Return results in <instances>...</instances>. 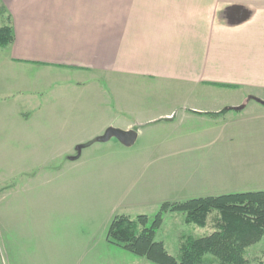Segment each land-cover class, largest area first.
Wrapping results in <instances>:
<instances>
[{"label": "rangeland", "instance_id": "1", "mask_svg": "<svg viewBox=\"0 0 264 264\" xmlns=\"http://www.w3.org/2000/svg\"><path fill=\"white\" fill-rule=\"evenodd\" d=\"M85 81L88 82L84 85H58L57 98L64 107L57 112L59 121L73 124L63 134L66 146L88 139L84 126L97 118L85 108L115 105L109 99L113 96L109 86L91 79ZM159 83L127 81L123 86L126 118L138 125L146 113L158 108L160 115L163 108L171 107L178 114L177 111L198 106L217 108L213 103L232 98L225 94L222 97V93L209 94V100L191 97L186 94L189 86L182 90L181 86ZM46 91L51 98L52 90ZM253 93L264 94V90ZM251 99L264 104V95ZM4 106H0L1 116L5 115ZM248 106L241 105L242 111L237 113L230 111L234 108L227 109L215 123L196 112H190L198 117L194 120L178 124L176 119L172 130L168 124L156 122L145 128V137L132 148L117 145L113 139L100 149L84 150L83 162L87 164L78 169L74 164L82 158L77 162L52 159L51 154L59 145L30 147L25 153L15 149L14 140L0 133V264H133L141 259L107 239L110 218L121 205L148 200L150 191L166 193L169 187L172 190L167 195L171 196L165 201L172 203L190 197L264 191V107L250 106L254 109L248 110ZM142 109L146 112L138 113ZM4 120L0 117V131L7 135L8 124ZM34 139L28 141L36 144ZM84 146L88 144L77 151L82 152ZM151 154L153 159L148 161ZM113 156L118 161L109 166ZM158 212L159 208L143 209L135 212L138 214L133 218L146 215L153 219ZM184 217L180 213L164 215L155 236V241L163 243L175 259L180 257L182 237L199 239L211 233L210 223L200 228L186 224ZM246 259L248 264H264V237L247 250ZM200 264L221 263L208 255Z\"/></svg>", "mask_w": 264, "mask_h": 264}, {"label": "crops", "instance_id": "2", "mask_svg": "<svg viewBox=\"0 0 264 264\" xmlns=\"http://www.w3.org/2000/svg\"><path fill=\"white\" fill-rule=\"evenodd\" d=\"M7 23L14 41L0 49V106L5 105V115L0 117L8 124L7 135L0 133L25 153L30 147L59 145L52 159L77 162L82 158L74 164L78 169L87 164L84 150L100 149L113 140L94 142L109 129L136 131L138 141L151 125L164 122L172 130L176 119L179 124L198 118L190 112L204 114L202 119L215 123L227 109L237 113L242 111L241 105L250 103L251 107H264L251 99L264 95L253 93L264 90V0H0V27ZM87 79L109 86L114 96L109 99L115 105L85 108L97 118L84 126L88 139L66 146L63 134L73 124L59 121L57 112L64 107L57 98L58 85L73 81L84 85ZM130 79L189 86L186 94L206 100L214 93L232 98L213 103L217 108L192 107L177 111L179 115L172 107L163 108L160 115L158 108L136 125L125 116L123 86ZM47 88L52 90L51 98ZM250 106L248 110L254 109ZM31 137L36 144L28 141ZM86 144L82 152L77 151ZM111 158L109 166L118 161L116 156ZM171 190L169 187L167 192ZM167 192L150 191L148 200L121 205L107 228L118 215L133 218L135 212L172 203L165 201L171 196ZM217 196L221 195L206 197ZM138 259L133 264H156L145 257Z\"/></svg>", "mask_w": 264, "mask_h": 264}, {"label": "trees", "instance_id": "3", "mask_svg": "<svg viewBox=\"0 0 264 264\" xmlns=\"http://www.w3.org/2000/svg\"><path fill=\"white\" fill-rule=\"evenodd\" d=\"M8 22L9 19H8ZM14 41L12 27H0V49ZM167 213H180L188 225L206 228L211 233L203 238H183L180 257L175 259L164 244L155 241L156 232ZM264 237V191L204 197L185 202L163 204L151 219L146 215L132 218L116 216L108 230L111 244L156 264H200L210 255L221 264H248L247 250Z\"/></svg>", "mask_w": 264, "mask_h": 264}, {"label": "water", "instance_id": "4", "mask_svg": "<svg viewBox=\"0 0 264 264\" xmlns=\"http://www.w3.org/2000/svg\"><path fill=\"white\" fill-rule=\"evenodd\" d=\"M137 137L138 135L135 131L121 132L109 129L103 137L97 138L94 142H109L112 139H117L123 146L131 148L135 145Z\"/></svg>", "mask_w": 264, "mask_h": 264}]
</instances>
